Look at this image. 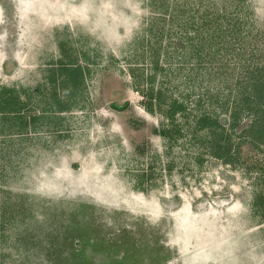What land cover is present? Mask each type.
<instances>
[{
  "label": "rangeland",
  "instance_id": "rangeland-1",
  "mask_svg": "<svg viewBox=\"0 0 264 264\" xmlns=\"http://www.w3.org/2000/svg\"><path fill=\"white\" fill-rule=\"evenodd\" d=\"M255 63L264 0H0V95L20 100L0 113V264H74L76 229L105 249L86 246L98 263L264 264V145L227 164L195 135L209 74ZM67 67L83 69L76 84ZM161 91L163 110L188 97L172 145Z\"/></svg>",
  "mask_w": 264,
  "mask_h": 264
},
{
  "label": "trees",
  "instance_id": "trees-1",
  "mask_svg": "<svg viewBox=\"0 0 264 264\" xmlns=\"http://www.w3.org/2000/svg\"><path fill=\"white\" fill-rule=\"evenodd\" d=\"M163 11L168 13L167 8ZM173 11H175V9ZM153 13L157 14V16L159 14L155 10ZM203 25L204 24H202V27L196 29V36L193 37V39H198L196 44L200 46V49L197 50L199 52V57H204L207 54L205 53L206 38H204V36L201 38L200 35V33L206 29ZM157 38L155 43H159L161 37L157 36ZM195 45L193 46V51ZM161 53L160 47H155L153 44L149 46L148 55L152 60L151 66H153L156 72L165 70V68L160 65ZM167 64L168 60L165 66H168ZM222 66V64L219 65V68ZM65 70L68 74L64 81L66 86L76 84L77 78L83 75V69L81 67H67ZM236 74H224L222 78L223 72L220 69L219 71L209 74L207 81H210V85L207 87L211 88V90L199 92V96L196 99L197 108L201 109L200 107H204L207 103L208 106L211 105L214 107H211V110L206 109V111H200V116L195 117V135L203 133L202 139L205 137V139L201 141L203 148H210L212 156L221 158L227 164L234 165L240 162V148L244 143L250 141L256 146L264 145V64L255 63L251 65L248 70L245 68L239 75ZM204 80L205 78H202L198 86H201ZM73 90H75V88H73ZM143 93L148 97V100L146 99L147 101L145 102L146 107L150 111H155L154 107L157 104L153 103L154 93H149L144 90ZM164 95V92L161 91L155 99L156 103H158V108L167 116L170 124L166 125L163 123L160 133L162 137L168 140L172 145L173 140L179 136L175 133H181L180 127L176 129L177 125H179L176 123V115L179 111H186L188 97L185 99L181 97L180 99H172L168 103L167 109L163 110V104L167 103L165 100L167 96ZM19 102L18 96H10L5 92L1 93L0 113L2 112L4 116L7 111L11 113L14 112L12 114H17L20 111V106H18ZM65 108H69L67 104L61 107V109ZM218 110L220 112H218ZM221 115H224L223 117L226 118L227 124H223L222 117H220ZM16 116L17 115L8 114L5 119H15ZM170 125L171 127H169ZM237 128L239 132L235 135V130ZM81 231V229H76V233L72 235L71 239L73 249L68 256L71 258V261H76L74 264H131V262L127 260V256L113 257L111 259L107 257L108 259L104 261L99 263L95 262L93 256L87 253L86 246L89 244L97 246V249L93 250L96 253L98 251L102 252L105 249L100 246L97 240H89L90 237L80 233ZM76 234H79V236H76ZM74 236L78 237L81 242L83 241L79 247L76 245L78 243ZM66 259H68V257H65L63 260ZM65 262H61L60 260V264ZM65 264H72V262Z\"/></svg>",
  "mask_w": 264,
  "mask_h": 264
}]
</instances>
